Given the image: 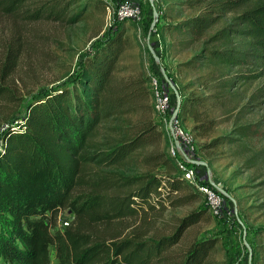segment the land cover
<instances>
[{
	"label": "trees",
	"instance_id": "trees-1",
	"mask_svg": "<svg viewBox=\"0 0 264 264\" xmlns=\"http://www.w3.org/2000/svg\"><path fill=\"white\" fill-rule=\"evenodd\" d=\"M100 1L0 0V11L29 21L71 24L87 14L85 5L95 8ZM229 14L221 27L202 40L199 52L181 63L185 67L214 65L225 75L235 68L227 87L239 79L264 76V0H209L202 13L165 24L177 32L202 36ZM124 32L117 28L100 39L85 55L77 79L28 103L22 120L1 133L0 264H53L51 248L54 264H212L215 237L178 250L185 230L208 209L203 203L179 217L167 234L149 236L135 229L122 237H106L100 231V226L124 217L144 221L147 212L156 211L164 202L163 187L171 205L193 200L191 193H178L183 187L200 193L179 171L168 150L144 156L145 162L160 163L164 171L124 172L139 151L161 136V125L166 131L161 119H138L117 137L103 135L111 119L145 110L144 100L152 99L146 85L151 74L116 75L127 43ZM258 90L263 96L264 85ZM6 92L0 85V100ZM202 101L197 96L185 97L179 116L188 112L196 120L191 107ZM205 128L193 125L191 131L204 133ZM235 131L243 136L264 134V122L240 125ZM235 140L220 136L214 142ZM226 203L233 207V202ZM62 209L70 210L75 220L63 230L56 227ZM250 247L251 261L264 263V224L254 228Z\"/></svg>",
	"mask_w": 264,
	"mask_h": 264
},
{
	"label": "rangeland",
	"instance_id": "rangeland-1",
	"mask_svg": "<svg viewBox=\"0 0 264 264\" xmlns=\"http://www.w3.org/2000/svg\"><path fill=\"white\" fill-rule=\"evenodd\" d=\"M84 1L79 0L78 3ZM89 1L94 3L95 0ZM118 1L102 0L95 8L85 5L87 14L71 24L53 20L29 21L0 11V85L7 90L6 97L0 100V144L1 133L22 120L28 103L77 79L85 55L93 50L100 39L121 28L125 31L127 43L119 57L117 77L132 78L149 74L162 77L163 70L177 88L181 100L187 96L203 99L191 107L196 111V120L188 112H183L181 116L185 126L190 129L193 125L206 127L204 133L192 131L196 147L193 159L206 160L209 166L207 171L197 165L200 169L198 177L207 173L212 181L233 197L236 204L235 215L229 219L214 217L208 209L201 212L200 218L185 230L178 250H184L193 241L215 237L217 243L212 264H248L249 250L246 244L252 243L254 228L264 224V134L243 136L235 129L240 125L264 122V95L259 96L258 90L264 85V76L246 81L239 79L227 87L231 84L233 78L230 75L235 68L229 69L225 75L219 74L220 70L214 65H181L199 52L202 40L221 27L230 14L202 36L177 32L165 24L202 13L209 0H199L197 3L194 0H153L158 20L149 42L156 55L159 58L162 55L159 63L147 47V34L154 18L149 0H133L141 8L137 20L117 19L114 11ZM146 85L149 86L148 83ZM167 93L171 113L176 98L169 85ZM144 105L145 110L111 119L103 129V135L117 137L129 131L131 125L142 118L151 117L155 122L160 121L159 115L153 111L150 96L149 100H144ZM159 130L163 131L161 136L139 151L134 161L123 168L125 173L145 168H152L155 172L164 171L160 163L144 161V156L151 151L162 153L168 150L164 126L161 125ZM220 136L234 137L236 140L232 143L214 142ZM178 193H191L193 200L171 205L166 198L167 188L163 187L161 195L164 202L156 207V211L147 212L144 221L141 217H124L107 227L100 226L101 233L106 237H122L137 229L149 236L167 234L179 217L200 208L202 203L203 207L206 206L203 194H195L192 187H183ZM225 200L233 202L227 196ZM73 221L74 214L62 209L58 213L56 227L63 230ZM51 261L55 263L52 248ZM251 264L264 263L257 260L254 263L251 261Z\"/></svg>",
	"mask_w": 264,
	"mask_h": 264
},
{
	"label": "built area",
	"instance_id": "built-area-1",
	"mask_svg": "<svg viewBox=\"0 0 264 264\" xmlns=\"http://www.w3.org/2000/svg\"><path fill=\"white\" fill-rule=\"evenodd\" d=\"M141 8L139 3L133 0H119L118 6L114 11L117 19H139ZM166 81L162 77L150 75L149 86L152 92V104L154 111L159 115V118L164 122L166 133L169 137L168 152L175 159L179 171L183 176L203 194L208 210L214 217L229 219L234 217L235 208H230L226 204L225 196L219 192L209 181L204 174L198 177L199 166L192 164L187 160V157L194 158L192 154L195 151V137L190 128L185 126L181 116L177 114L171 122V130L169 128L170 98L167 93ZM174 109L172 108L171 111ZM172 135L179 141L181 149L173 142Z\"/></svg>",
	"mask_w": 264,
	"mask_h": 264
},
{
	"label": "water",
	"instance_id": "water-1",
	"mask_svg": "<svg viewBox=\"0 0 264 264\" xmlns=\"http://www.w3.org/2000/svg\"><path fill=\"white\" fill-rule=\"evenodd\" d=\"M151 6H152V14L154 16L152 22H151V26L148 30V34H147V47L150 51V53L152 54L153 58L155 61H157L158 63L160 62V58L159 56L156 55L154 49L152 48V46L150 45V42H149V37L151 35V32L153 30V27L156 23V21L158 20V11L156 10L155 6H154V2L153 0H149ZM162 76L164 78V80L166 81V83L169 85V87L172 89L173 93L175 94V98H176V105L174 107V110L172 111L171 115H170V118H169V128L171 130V122L173 120V118L179 113V110H180V101H181V98H180V95H179V92L177 90V88L175 87V85L172 83V81L167 77V75L163 72L162 70ZM172 131V130H171ZM172 139H173V142L174 144L179 148L181 149V146L179 144V141L176 139V137L174 135H172ZM187 158V160L189 162H191L192 164H195V165H199V166H203L205 167V169L208 171L209 170V166L207 164L206 161L204 160H199V159H193V158H189L187 156H185ZM206 175V179H208V175L207 173H205ZM208 181L219 191L221 192L224 196H227L229 197L233 203H234V208H235V211H236V204H235V201L233 199V197H231L227 191H225V189H223L222 187H220L217 183H215L214 181H212L210 178L208 179ZM245 240V239H244ZM247 247H248V250H249V257H248V264H251V258H252V252H251V247L249 244H246Z\"/></svg>",
	"mask_w": 264,
	"mask_h": 264
},
{
	"label": "crops",
	"instance_id": "crops-1",
	"mask_svg": "<svg viewBox=\"0 0 264 264\" xmlns=\"http://www.w3.org/2000/svg\"><path fill=\"white\" fill-rule=\"evenodd\" d=\"M204 161H206V160H204ZM207 162V161H206Z\"/></svg>",
	"mask_w": 264,
	"mask_h": 264
}]
</instances>
